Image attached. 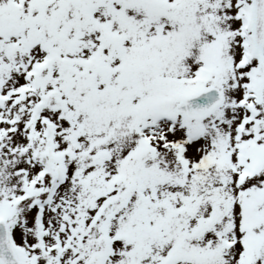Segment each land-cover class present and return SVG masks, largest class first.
<instances>
[{
	"label": "snow or ice",
	"instance_id": "obj_1",
	"mask_svg": "<svg viewBox=\"0 0 264 264\" xmlns=\"http://www.w3.org/2000/svg\"><path fill=\"white\" fill-rule=\"evenodd\" d=\"M0 264H264V0H0Z\"/></svg>",
	"mask_w": 264,
	"mask_h": 264
}]
</instances>
